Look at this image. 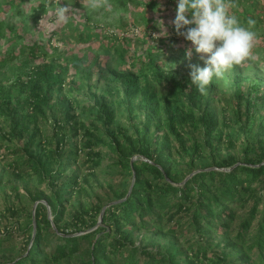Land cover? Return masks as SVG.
Instances as JSON below:
<instances>
[{
  "label": "trees",
  "instance_id": "trees-1",
  "mask_svg": "<svg viewBox=\"0 0 264 264\" xmlns=\"http://www.w3.org/2000/svg\"><path fill=\"white\" fill-rule=\"evenodd\" d=\"M25 1L0 0V72L18 59L25 62L24 75L0 83V161L6 160L13 180L35 185L28 195L37 206L35 212L15 203L0 210V248L20 237L23 242L16 255L0 253V264H264V78L248 87L251 75L238 69L226 90L232 97H225L234 113L221 121L214 81L201 95L190 74L179 77L151 52H129L138 31L153 38L161 22L167 34L175 30L168 20L175 19L177 0H110L111 11L97 9L83 24L74 12L65 23H56L53 14L49 22L56 26L48 32L43 21L55 0H36L28 16L8 21L5 14L16 17ZM61 3L91 11L86 0ZM235 3L231 11L240 23L255 19L257 41L264 38V0ZM114 9L121 12L118 22L108 19ZM68 42L73 45L65 47ZM115 57L125 58L129 68L114 67L109 58ZM79 68L92 103L82 104L71 92L62 96L83 86ZM96 71L112 76L99 93L92 89ZM113 97L117 101L107 100ZM117 104L127 113L124 125L118 124ZM78 108L88 117H79ZM40 118L53 124L48 143L39 140ZM81 131L83 143H72ZM95 132L103 136L95 139ZM106 158L115 173L110 180L120 176L122 184H109L113 200L88 207L85 185L104 186L97 170ZM184 222L193 230L186 244L160 242L176 238ZM144 233L155 237L157 248L137 243Z\"/></svg>",
  "mask_w": 264,
  "mask_h": 264
},
{
  "label": "rangeland",
  "instance_id": "rangeland-1",
  "mask_svg": "<svg viewBox=\"0 0 264 264\" xmlns=\"http://www.w3.org/2000/svg\"><path fill=\"white\" fill-rule=\"evenodd\" d=\"M31 1V0H30ZM36 0H32L31 2H29V0H26L24 3H22L19 7L20 10H18V15L16 17H13L12 15H10L11 13L9 12L8 14H5L6 17H8V21H19L24 14H26L27 16L30 14L31 11V7H32V3H34ZM73 10V12L77 15V18H80L79 20L82 21V19L85 17V19H87L89 16H93L95 15V10L91 11L89 9H87L86 7L83 8H78L77 5L71 3L69 4ZM53 9L49 10L48 13V17L45 18V20L43 21L44 25H43V29H45V31H49L50 29L54 28L56 26V23L59 22H53L50 23L49 21H51V17L53 15ZM91 14V15H90ZM121 12L119 10H115L113 14H111V16L108 18L110 20L117 21L118 22V18L120 17ZM96 18V17H95ZM97 20L99 21L98 24L100 25H105L107 24L106 20H101L99 18H97ZM174 19H169L168 22L170 24H172V21ZM86 20L82 21V24L85 23ZM112 23V22H111ZM162 24V23H161ZM164 25V24H163ZM110 28H115L114 26H110ZM164 28V30H166L168 27H166L165 25H159L157 28H155V32L152 31L151 33H159L162 29ZM144 31H138L139 36L137 38L132 39L130 45H129V52L131 51L132 48H136L139 49L140 51H142V53L146 56H150L149 52L153 53L155 58H161L164 62H165V68L167 70H172L174 72H177L179 77H187L190 74V65H196L200 68H203L206 66L205 64V60L208 58L206 54H198L195 52V49L192 45V43L190 41H187L184 39V37L182 36H175V30L172 29V32L167 34V36H161L158 40H154L153 38H151L150 36L144 37ZM148 34V32H146ZM174 37V39L171 41L170 38ZM71 45L73 44H69L66 43L65 47H71ZM125 45V44H124ZM123 45V46H124ZM122 46V45H121ZM127 47V46H126ZM188 49H192V55L191 58H187L186 56V50ZM81 54V53H79ZM90 55H93V52H89ZM106 56L101 55L100 57V62L103 63ZM124 57V56H123ZM109 61H115L114 62V67H120L121 69H123L124 67H128L129 65L126 63L122 62L121 59L125 58H119V57H115V59H111L109 58ZM22 60L18 59L16 61H14L13 63L7 65L1 72H0V83L1 82H6L5 84H8L10 81L14 80L15 78L22 76L25 74L24 71V64L25 62ZM121 61V62H120ZM126 61V60H125ZM176 66H175V65ZM124 66V67H123ZM175 67V68H174ZM81 68V67H80ZM77 69L76 71V79L77 81H79L83 86H81V88L79 89H67L64 92H62V96L69 94L70 92L72 93V95H74L76 98H78V100L82 103V104H88V103H92L93 101H95L94 97L92 96V93H90V90L88 89L87 86H85L83 84L84 82V78L81 76L82 73V69ZM243 69L244 72L246 74L251 75L250 79H248L245 83L246 86L251 87L254 83H258V81L261 78H264V38H262L261 40L256 42V45L253 49V58L251 60H249L246 64H244L243 66H239V67H235L233 68L230 72H227L225 74V76L221 79H216L214 78L213 81L218 85V88L213 89L211 91L212 95H214V97H216L215 101H214V106L216 107V111L218 113V116L220 118V120L222 121L224 118V114L230 112V114L232 115L234 113L233 110V106L232 104H229L226 102L225 97H232V94L229 93L228 88L232 85V81H233V77L236 74V71L238 69ZM105 75H101L99 72H95L94 73V77H93V91L94 92H100L101 89L103 88L104 84L106 83V81L111 78L112 76L109 75V73L107 71H105ZM101 75V76H99ZM99 80V81H98ZM212 81V82H213ZM99 83V86H96V83ZM157 89L160 92H165V87L164 85H156ZM19 88H17L18 90ZM262 89L264 90V84L262 85ZM209 90H211L209 88ZM69 92V93H68ZM219 95H221L219 97ZM222 97V98H221ZM111 99H113L114 101H117V97L116 98H108L107 100L110 101ZM117 107V117H118V124L119 125H124L127 122V113L124 110V108L122 106H118V104L116 105ZM255 111V110H253ZM76 113H79V117L81 116L82 118L85 117L87 118L88 115L87 113H82L81 112V108L76 109L75 111ZM255 116L253 118V121L255 124H258L259 120H260V116L258 112L254 113ZM234 116V115H233ZM244 119H245V115H243ZM88 119H91V117H89ZM97 125H100L99 121H96ZM39 125L43 130V135L39 138V140L42 141H46V143H48L50 140H52V133H53V124L51 122V120L47 121L43 118L39 119ZM113 128L116 127V125L112 126ZM232 127H227V129H231ZM104 130V129H103ZM102 130V131H103ZM83 131H81L80 135L77 137H73L72 138V143L76 142V141H80V144L83 143L84 137H83ZM103 136V132L102 134L99 132H95V139H98L100 136ZM3 142V139L0 137V143ZM106 150V148H104V151ZM224 152H226V150L224 149ZM236 154L241 157L242 156V151H241V146L238 144L236 149H235ZM175 156L177 157V153L175 154ZM138 156H134L133 159H137ZM111 163V159L106 158L101 167L97 170V173L100 175V181L103 183V187H98V186H89V185H85L86 187V192L90 193V197H89V201H88V207H90L93 202L98 201L99 199L101 201H104L106 203H108L111 199L113 200L114 196H113V191L110 187L109 184H113L114 188L113 189H117L119 187V185H121L122 181H121V177L119 176L118 178L115 179L114 182H112L110 180V174L112 173L113 175H115V173L113 172V168H111L110 166ZM186 162L185 160L182 162L181 167L186 168ZM85 168V166H84ZM87 169H84V173L86 172ZM111 174V175H112ZM13 173L11 172V170L8 168L7 164H6V160L5 161H0V180L2 181V184L0 185V210H4L6 206L11 205L12 203L15 204H19L22 206H25L27 210H35L37 203H35L30 196L28 195V189H35V185L34 184H28L26 182L23 181H16L13 180ZM133 182V181H132ZM106 206V205H105ZM104 206V207H105ZM103 207V208H104ZM102 208V209H103ZM28 214L23 212V216L21 217V223L24 222L27 219ZM66 217L68 218L69 215L68 213L66 214ZM100 217V215H99ZM243 220L242 217L238 218L231 226V234L232 235H236L238 228H239V224L240 222ZM13 222V220H12ZM192 231L190 228V224L184 222L183 226H181L179 228V234L178 236H176V238L171 237V239H161V243H167L169 240H177V243H185L186 244V239L190 236H192ZM159 242V241H158ZM15 244H13L12 246H7L5 248H0V253H10V254H14L16 255L22 246V237L18 238L15 242ZM137 243H143V244H148L150 247L153 248H157L158 244L156 243V239L154 236H152L149 233H144L142 234L138 239H137ZM164 251V248H163ZM73 262V261H72ZM79 262H76V264H78ZM61 264H71V260H66L64 262H62Z\"/></svg>",
  "mask_w": 264,
  "mask_h": 264
},
{
  "label": "clouds",
  "instance_id": "clouds-1",
  "mask_svg": "<svg viewBox=\"0 0 264 264\" xmlns=\"http://www.w3.org/2000/svg\"><path fill=\"white\" fill-rule=\"evenodd\" d=\"M86 3L92 10H112L110 0H86ZM236 7L235 0H177L176 15L172 21L176 34L190 41L196 53L208 57L203 68L190 65L191 83L201 95L208 94L207 89L214 78H223L227 72L253 58V49L259 39L254 30L257 22L249 17L247 26L242 25L231 11ZM53 13L57 22L65 23L73 10L69 4L55 0ZM152 36L158 40L167 36V32L163 28ZM191 55L192 49L186 50L187 58L190 59Z\"/></svg>",
  "mask_w": 264,
  "mask_h": 264
},
{
  "label": "water",
  "instance_id": "water-1",
  "mask_svg": "<svg viewBox=\"0 0 264 264\" xmlns=\"http://www.w3.org/2000/svg\"><path fill=\"white\" fill-rule=\"evenodd\" d=\"M132 185H133V182H132ZM132 185H131V187H130V190H129L127 196L130 195V192H131V189H132ZM121 200H123V199H121ZM109 205H110V204L106 205V206L102 209V211H101V213H100V217H99V222H98L97 226L101 224L102 219H103V215H104V212H105V209H106L107 206H109ZM34 212H35V210H34ZM33 222H34V235H35V231H36V220L34 219ZM34 235H33V236H34Z\"/></svg>",
  "mask_w": 264,
  "mask_h": 264
}]
</instances>
